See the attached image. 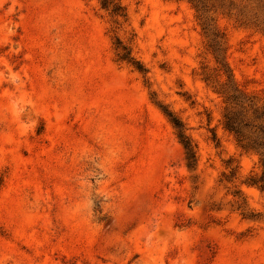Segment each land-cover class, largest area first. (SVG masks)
Masks as SVG:
<instances>
[{"label": "rangeland", "instance_id": "1", "mask_svg": "<svg viewBox=\"0 0 264 264\" xmlns=\"http://www.w3.org/2000/svg\"><path fill=\"white\" fill-rule=\"evenodd\" d=\"M102 2L0 0V264H264V0Z\"/></svg>", "mask_w": 264, "mask_h": 264}, {"label": "trees", "instance_id": "2", "mask_svg": "<svg viewBox=\"0 0 264 264\" xmlns=\"http://www.w3.org/2000/svg\"><path fill=\"white\" fill-rule=\"evenodd\" d=\"M206 0H190L199 11L203 9ZM252 1V0H248ZM110 0H103L102 4L107 7ZM247 5H245L246 7ZM203 28L209 32L203 14H199ZM264 29V27H263ZM214 41L218 45L220 36L213 32ZM216 61L224 66L223 59ZM208 80V78H206ZM227 98L228 109L224 115L225 128L233 133L238 145L246 152L253 151L259 156L261 173L252 178V183L264 188V103H260L255 96L242 92L238 87L230 85L228 91H222ZM175 126L179 130V137L186 149L187 154H192V146L188 137L185 135L182 123L176 118L173 119Z\"/></svg>", "mask_w": 264, "mask_h": 264}]
</instances>
